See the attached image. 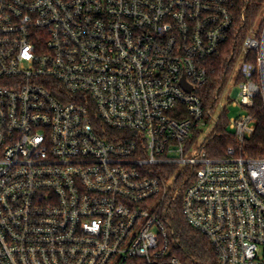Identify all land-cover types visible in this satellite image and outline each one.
<instances>
[{
  "label": "built area",
  "instance_id": "2783aa9c",
  "mask_svg": "<svg viewBox=\"0 0 264 264\" xmlns=\"http://www.w3.org/2000/svg\"><path fill=\"white\" fill-rule=\"evenodd\" d=\"M236 17L235 0H0V264H184L178 203L217 264H264V157L242 151L264 27L241 46L236 145H194Z\"/></svg>",
  "mask_w": 264,
  "mask_h": 264
},
{
  "label": "trees",
  "instance_id": "16d2710c",
  "mask_svg": "<svg viewBox=\"0 0 264 264\" xmlns=\"http://www.w3.org/2000/svg\"><path fill=\"white\" fill-rule=\"evenodd\" d=\"M235 14L241 35L237 40H230L222 51L212 59L211 65L214 73L209 84L202 89L206 98L214 93L222 82V75L226 73L224 69L232 64L230 58L233 50L238 52L247 32L258 21L259 24L262 23L264 0H235ZM242 14L245 16L244 20H242ZM250 113L256 121V129L252 137L243 144L242 151L248 157H264V101L261 96L255 99L253 107L250 108ZM227 124L228 120L224 116L216 124L215 133L209 139L206 148L213 157H224L228 146L236 145V142L229 136ZM171 209L168 213L169 226L172 239H177L178 242V246L172 244L179 259L184 264H217V254L212 244L203 234L188 225L180 210V204L178 203Z\"/></svg>",
  "mask_w": 264,
  "mask_h": 264
},
{
  "label": "rangeland",
  "instance_id": "374dc122",
  "mask_svg": "<svg viewBox=\"0 0 264 264\" xmlns=\"http://www.w3.org/2000/svg\"><path fill=\"white\" fill-rule=\"evenodd\" d=\"M262 23L259 24L256 23L250 30L255 31L260 35L263 27H264V15L261 18ZM244 61V55L241 53V47L239 48L235 59L233 60L232 64L230 66L226 67L224 69L225 74L222 75V77L225 75L227 77V81L225 82L224 86L220 90V103L217 105L213 112V117L206 118L204 121V125L202 126L203 131H200L199 137L195 140V148H198L199 145H201L202 142H204L207 138L211 137L216 130V121L218 119H221L222 117L228 116L229 119H234L239 117L240 114H244L246 110L238 105L233 106L230 104L231 100L234 99V91L238 87V80H239V72H240V66ZM228 131L234 133V129L228 128ZM179 167H176V172H178ZM174 245L178 246L177 239H174Z\"/></svg>",
  "mask_w": 264,
  "mask_h": 264
},
{
  "label": "water",
  "instance_id": "95a60500",
  "mask_svg": "<svg viewBox=\"0 0 264 264\" xmlns=\"http://www.w3.org/2000/svg\"><path fill=\"white\" fill-rule=\"evenodd\" d=\"M184 86L186 87V90H187V91H191V86L185 84V82H184Z\"/></svg>",
  "mask_w": 264,
  "mask_h": 264
}]
</instances>
